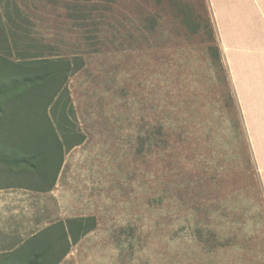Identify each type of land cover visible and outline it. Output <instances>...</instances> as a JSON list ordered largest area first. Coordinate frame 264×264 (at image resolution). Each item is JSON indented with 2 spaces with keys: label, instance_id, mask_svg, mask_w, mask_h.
<instances>
[{
  "label": "rangeland",
  "instance_id": "374dc122",
  "mask_svg": "<svg viewBox=\"0 0 264 264\" xmlns=\"http://www.w3.org/2000/svg\"><path fill=\"white\" fill-rule=\"evenodd\" d=\"M0 56L81 57L84 136L50 192L0 184V254L92 216L59 264H264V0H0Z\"/></svg>",
  "mask_w": 264,
  "mask_h": 264
},
{
  "label": "trees",
  "instance_id": "16d2710c",
  "mask_svg": "<svg viewBox=\"0 0 264 264\" xmlns=\"http://www.w3.org/2000/svg\"><path fill=\"white\" fill-rule=\"evenodd\" d=\"M182 21L190 31L196 30L189 16ZM82 67L81 57L13 62L0 56V184L6 188L50 192L65 154L84 141L73 123L67 88L69 78ZM95 227L92 216L50 224L26 240L25 249L2 254L1 262L59 264Z\"/></svg>",
  "mask_w": 264,
  "mask_h": 264
},
{
  "label": "crops",
  "instance_id": "0c3cea01",
  "mask_svg": "<svg viewBox=\"0 0 264 264\" xmlns=\"http://www.w3.org/2000/svg\"><path fill=\"white\" fill-rule=\"evenodd\" d=\"M256 98H257V91L254 90V93L252 92V96H251L252 104L250 105V111H249V140H250V145L252 149L254 150L255 154H257L258 147L261 149V151H264V133H261L260 138L258 140L257 131H254V128H264V120L263 121L257 120V116H256L257 100ZM253 101H254V104H253ZM48 226L49 225L45 226L44 228ZM44 228H41L39 231L31 234L28 238H31L32 236L36 235L37 233L42 231ZM22 242H24V240L18 243L13 248L3 251L2 254L11 253V252L16 251L17 249H19V247L21 246L20 244ZM36 251H40V249L36 248Z\"/></svg>",
  "mask_w": 264,
  "mask_h": 264
}]
</instances>
